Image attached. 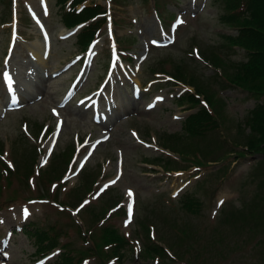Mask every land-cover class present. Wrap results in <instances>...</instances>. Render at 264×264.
I'll use <instances>...</instances> for the list:
<instances>
[{"label": "rangeland", "instance_id": "1", "mask_svg": "<svg viewBox=\"0 0 264 264\" xmlns=\"http://www.w3.org/2000/svg\"><path fill=\"white\" fill-rule=\"evenodd\" d=\"M58 2L0 0V264L57 262L35 254L47 231L64 251L96 249L84 264H264V156L246 150L262 96L228 81L247 56L221 1L88 0L108 11L88 52ZM202 106L221 127L191 137ZM108 230L127 241L120 260Z\"/></svg>", "mask_w": 264, "mask_h": 264}, {"label": "trees", "instance_id": "2", "mask_svg": "<svg viewBox=\"0 0 264 264\" xmlns=\"http://www.w3.org/2000/svg\"><path fill=\"white\" fill-rule=\"evenodd\" d=\"M69 1L71 3L67 9L66 5ZM84 1L59 0L58 2L65 10L63 22L67 27H74L90 21L78 35V43L83 47L95 38L96 33L106 23V18L103 16L106 13V9L101 5L91 4L84 7L81 11H77L76 6ZM219 1H221L226 10V15L222 18V21L238 31L236 37L228 38L229 41L233 45L242 48L247 55V61L241 63L235 75L228 81L243 91L262 96V99L257 101L246 121V126L250 130L246 150L264 155V0ZM97 17L102 18L98 19ZM202 95L206 97L205 94ZM189 98L192 104L202 105V100L198 94L190 95ZM217 128H220L217 116L211 109L203 106L197 112L190 114L184 121V130L188 135L195 138L205 137L208 132ZM201 206L199 201L190 196L186 197L184 207L188 212L194 213ZM62 238L63 235L60 232H40L36 235V254L41 257L47 255L54 248L60 247ZM105 243L107 247H110V251L113 254L112 257L120 260L122 251L127 245L126 239L119 235L117 231L108 230L105 236ZM63 247L65 246L63 245ZM66 247V251L62 252L60 258H58L59 260L53 264H82L88 252L95 256L97 255L96 249L88 248L83 252H77L72 249L68 250ZM146 248H149V246ZM159 248L164 251L162 247ZM147 250L158 252L156 248Z\"/></svg>", "mask_w": 264, "mask_h": 264}, {"label": "bare ground", "instance_id": "3", "mask_svg": "<svg viewBox=\"0 0 264 264\" xmlns=\"http://www.w3.org/2000/svg\"><path fill=\"white\" fill-rule=\"evenodd\" d=\"M146 29H147V31H149V33L153 32L154 31V24L151 25V26L147 25ZM113 34H114V32H113ZM45 48L47 49V45H45L44 43H36L35 46H32L31 49H30L31 53L35 57L37 63L40 64L43 68H45V66H46L45 65V63H46L45 54L44 53L47 52V51L45 50ZM14 65H12V66H14ZM16 65L20 66V64H16ZM10 67H9L10 74L15 75L16 74V70L18 68H10ZM2 104H3V102L0 101V111H1Z\"/></svg>", "mask_w": 264, "mask_h": 264}, {"label": "snow or ice", "instance_id": "4", "mask_svg": "<svg viewBox=\"0 0 264 264\" xmlns=\"http://www.w3.org/2000/svg\"><path fill=\"white\" fill-rule=\"evenodd\" d=\"M6 75V79H10V77H7V74ZM129 195H131V193H129ZM221 204L223 203V201L220 202Z\"/></svg>", "mask_w": 264, "mask_h": 264}]
</instances>
